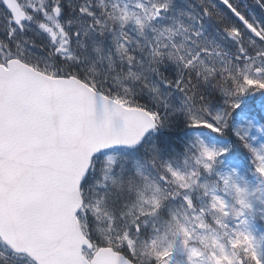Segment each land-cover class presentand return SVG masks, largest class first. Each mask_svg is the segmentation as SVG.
Wrapping results in <instances>:
<instances>
[{"label": "snow or ice", "instance_id": "snow-or-ice-1", "mask_svg": "<svg viewBox=\"0 0 264 264\" xmlns=\"http://www.w3.org/2000/svg\"><path fill=\"white\" fill-rule=\"evenodd\" d=\"M0 264H264V22L0 0Z\"/></svg>", "mask_w": 264, "mask_h": 264}, {"label": "trees", "instance_id": "trees-1", "mask_svg": "<svg viewBox=\"0 0 264 264\" xmlns=\"http://www.w3.org/2000/svg\"><path fill=\"white\" fill-rule=\"evenodd\" d=\"M240 4L242 7L246 9V12L251 16L252 14H255V17L259 19L261 22H264V9H261L256 3L255 0H240ZM221 7H223L221 5ZM225 12H227V9H225ZM227 15L232 19L235 20V17H232L231 13H227ZM207 22V21H206ZM213 23L214 28V34L216 36L217 40H220L222 43H225L226 47H232L231 44L227 43L222 39V35L219 31V25H217L214 21H210ZM238 23V21H237Z\"/></svg>", "mask_w": 264, "mask_h": 264}, {"label": "rangeland", "instance_id": "rangeland-1", "mask_svg": "<svg viewBox=\"0 0 264 264\" xmlns=\"http://www.w3.org/2000/svg\"><path fill=\"white\" fill-rule=\"evenodd\" d=\"M183 8L185 7V5L182 6ZM186 9V8H185Z\"/></svg>", "mask_w": 264, "mask_h": 264}]
</instances>
